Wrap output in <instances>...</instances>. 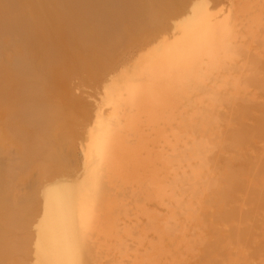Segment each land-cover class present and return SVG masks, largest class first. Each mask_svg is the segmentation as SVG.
Wrapping results in <instances>:
<instances>
[{
	"label": "bare ground",
	"instance_id": "bare-ground-1",
	"mask_svg": "<svg viewBox=\"0 0 264 264\" xmlns=\"http://www.w3.org/2000/svg\"><path fill=\"white\" fill-rule=\"evenodd\" d=\"M56 1L61 13L68 15L69 0ZM233 1L231 10L223 12L222 6L210 9L205 0H152V12L149 15L147 11L145 24L153 34L158 33L157 38H148L145 34L148 30L141 28L145 33L140 34L134 44L145 41V47L128 65L104 80L100 101L83 133L80 175H55L39 188L40 191L35 189L39 191L38 195L35 193L39 199L35 210H39L33 219L36 222L31 221L36 215L31 205L29 216L35 225L32 223L34 241L31 239L29 264H264V0ZM15 5L25 21L19 26L24 22L27 32L30 29L37 37L61 33L60 24L64 23L59 24L60 15L52 12L55 5L51 7L47 0H19V7ZM164 8L169 9L168 16L163 14ZM3 17L0 16L2 20ZM25 29L20 33L15 30L18 40H27L29 33ZM10 37L11 40L13 35ZM20 41L16 43L19 45ZM8 45L10 49L11 42ZM29 52L41 59L36 50ZM17 56L21 59L19 54ZM20 59L19 62L24 63L27 58L24 55ZM100 61L96 54L90 58L85 56L78 68L83 76L89 74L98 79L107 66L111 67L110 62L103 66ZM14 81L12 84L17 85ZM50 82L45 84L47 96L76 115L75 105L66 102L62 90H57L56 85L53 89ZM18 83V87L23 85L21 81ZM256 93L261 97L256 99ZM3 105L0 109L5 113L10 105L5 108ZM62 106L54 107L59 111ZM8 111L4 115L9 116ZM52 111L55 117L64 116L57 115L54 108ZM22 116L25 118L24 114ZM19 119L12 120L16 123L23 120ZM50 123L45 126L49 127ZM5 125H0V143L18 133L22 136L27 124H23L22 131L21 124L18 128L15 126L18 133L14 126L13 131L12 125L7 126L11 128L7 131H16L10 133L9 140L6 139L9 133L3 134ZM42 125H38L41 129L35 127L44 136ZM20 135L17 136L19 141ZM33 137L23 134V138L32 141L37 138ZM37 141L30 148L37 144L42 149L47 142L38 144ZM25 145L20 147L21 151L25 152L26 148L29 153L31 149L29 151V145ZM32 150L30 159L27 156L29 164L34 163L32 157L36 159L38 153ZM40 151L38 154L44 152ZM44 157L43 153L42 161ZM8 159V163L2 161L6 163H2L4 166L0 164V220H8L10 225L13 211H23L26 206H19L20 201L18 205L14 200L16 207L12 203L14 198L3 204L2 194L12 182L10 178L17 164L21 161L19 164L25 166L27 163L24 159L22 163L20 158L19 162ZM46 165L44 171L48 169ZM33 195L32 198H37ZM33 201L38 204L37 199ZM0 224L3 225L2 221ZM5 234L7 232L2 235ZM19 234L30 237L25 232ZM6 238L5 242L12 243V237ZM23 238L24 243L15 241L21 243L17 245L22 248L27 240ZM25 248L21 251H28ZM17 249L18 256L21 251ZM10 252L7 254L12 258ZM21 259L24 264L25 259Z\"/></svg>",
	"mask_w": 264,
	"mask_h": 264
},
{
	"label": "rangeland",
	"instance_id": "rangeland-1",
	"mask_svg": "<svg viewBox=\"0 0 264 264\" xmlns=\"http://www.w3.org/2000/svg\"><path fill=\"white\" fill-rule=\"evenodd\" d=\"M5 1L6 0H2V1L0 0V3L2 4V5L0 4V16L3 17V14L5 16V17H3V20H2V18H0V50L4 53L3 54L0 51V98H1L0 100L4 99L7 103H5L4 100L0 101L3 104L5 103L4 105L2 103H0V108L2 105L4 108H5V106L10 105V106L6 107L5 109L8 108L7 111L8 110L10 111V108H12L11 111L14 110V113L11 111L9 113V111H8L7 114H9V116L8 115L6 116L4 114L7 111L5 110L6 112L4 113L0 109V111L2 112V113H0L1 114L0 118L2 117V119H0V125H2L4 127V124H6L5 128H3L6 132L4 133V131H3V134L6 136V134L8 135V133H9V135L6 136L7 137L6 139H8V140L10 139L11 134H15V132L18 130V129H16V127L18 128L19 124H21L19 129H21L23 124H27V125H24V126H26V128L23 127L24 130L21 129V131L23 130L22 136L20 135L21 133H18V131H17L18 135H20V138L22 137V139H20V141L18 140L19 138L17 137L18 135L16 134L17 136L16 135H13V136L17 137V138H15V137L14 138L16 140H18V142H16V140L12 136L9 141H7V142L5 141V143L4 142L0 143V161H1L0 164L2 166H4L3 164H6V163H4L2 161H5V162L10 161L8 159L9 157L11 158V161L14 160L15 162H17V161L19 162V158H20L22 160V163H24V161H26L25 163H27V164H25V166L23 164L22 165L19 164L21 161L18 164L15 163V164H17L15 170L17 171V167L19 165L20 167H18V170L20 168L21 173H20V171L19 172L17 171L18 174L16 173L17 174L16 175L15 174L16 171H14V174L12 175L13 178L12 177L10 178V181H12V182H10L9 185L6 187V190H5L6 194H5V192H3V194H2L3 198L5 197L4 200H2V203L4 204L6 201L12 202L10 199L14 198L13 202H12L14 205L16 203L18 204V202L20 201L22 204L19 202L20 205L19 204L18 205L19 206L24 205V208L26 206V208L24 210H27V209L28 210H27V212H24V210L23 211L14 210L15 213L13 211V214H12L13 217L11 216L12 218L9 219V221H11L10 225L11 224L13 225V226L11 225L12 226L11 228H10V225L8 223V220L5 219L7 221V225H6V221L5 222L3 221L4 219L0 220V222L2 221V224L5 225V226H3L0 224V233H1L0 236H2V237H0V239H1L0 244L2 245V246L0 245V250H1L0 257H2V258H0V262L2 264L3 263L8 264L9 262L7 263V261L15 260V261L10 262V263L11 264H18V263L22 264L23 262H21V260H22L21 258L25 259V257H27L26 258L27 260L25 259L26 263L24 262V264H29V262L32 259V251H31V246L33 243L32 241H34V231H32V230H34L33 227H34L35 223H33V222L34 221L36 222V219L34 221H33V219L36 218L37 213H38L37 211L39 210V208L37 210H35V207L36 208H37V206L39 207V199L36 195H38L39 191L42 189V187L48 183V180L50 181L51 179H53L55 177V175L56 176L60 175V174H63V176H69V175L78 176V175H80L81 168H82V166H81V162H82L81 161V151L80 150H81V143L83 141V133L85 131L87 124L89 123L90 117L92 116L90 114L93 112V110L96 109L97 104L100 101L99 93L101 91V86H102L104 80H108L109 77L112 76L114 73H116L120 68H122L125 65H128L133 60V58L137 55L139 50L143 49V47H145L146 44L145 45L143 44L145 41H143V43L139 42L136 45L134 44L135 39H137V37L140 34L145 33L144 31L141 32V28H143V30L145 29V31L148 30L147 33H145V34L148 35V38H151V39H156L157 38L156 36L158 33L155 32L156 34L155 33L153 34V32L149 30L148 25H146L147 24L146 21L148 18V16H147L148 12H149V15L152 12V4H151L152 0H150V1L144 0L143 3H142L143 0H138V1H136V0H69V4H70L69 8L70 9H69L68 15L61 13V11L58 8V2L56 0H52L53 3H52V1L47 0V4H49L51 7H53V5H55V8L52 9V12L53 13L55 12L54 14L58 13V15H60L59 19H61V22H59V24L64 23L63 24L64 26L60 24V28L61 27L63 28L60 34L54 32V33L47 34V36H43V37H37V35L33 31H31L29 29V31L27 32V30L25 29V26H26V24L24 23L25 21H24L23 17L21 15H19L20 11H17V10H19V8L16 7L17 10H16V8H14L16 6L15 4H17V6L19 7V5H18L19 0H9V1L7 0L6 2ZM96 1H97V3H96ZM187 1H189V0H187ZM221 1H223V0H221ZM221 1L220 0H207V1L205 0V2L207 3V5L210 9L216 10V9H220V7L222 6L221 8H222L223 12H226L227 10H231L230 7H232L231 2L233 3L234 2L233 0H229L230 2L228 0H224L223 3H221ZM49 2H51V3H49ZM56 2H57V5L54 4ZM144 3L147 5V7ZM3 4L5 5V7ZM141 4H142V6H141ZM143 4L145 6H143ZM217 4H219V5H217ZM228 5H230V6H228ZM1 8H3L4 11L3 10L2 11L7 12V14L1 12ZM9 8L11 10H9ZM12 9H14V11ZM225 9H226V11H225ZM11 11H12V13H11ZM168 11H169V9L167 10V8H164L162 10V12L165 16H168L170 14V12L168 13ZM8 13L9 14L11 13V15H9ZM143 13L145 14V16H142V15H144ZM13 14L16 15V17L19 20L17 18L15 20L14 19L15 16ZM10 17H11V19H10ZM20 18H21V20H20ZM22 20L24 21L23 23L25 26L22 23L23 27L22 26L20 27L19 25L22 22ZM143 22H144V24H141ZM145 22H146V24H145ZM2 23H4V24H2ZM141 25H142V27H141ZM23 28L25 29L27 34L29 33V36H28V38L26 37L27 40H21L20 41L17 39V35H18L17 33L18 32L20 33V31H23V30H21ZM15 30H17L18 32ZM65 30H66V32H65ZM30 31H31V33H30ZM10 32L14 33L15 35L11 34ZM24 32H21V33H24ZM26 33H25V36H26ZM136 33H138V34L136 35ZM9 34H11V35H9ZM30 34H33V35L35 34L34 36L33 35L32 36L33 37L36 36L37 38L36 37L33 38ZM12 35L14 38L12 37V39H11L12 41H11L9 38H11L10 36H12ZM5 37L8 39V41H6ZM30 37H31V39H30ZM15 39L17 42L20 41L19 45H18V43H16ZM32 39H34V40H32ZM3 40L6 42V45H8V42H9V44L11 42L12 45H11L10 49H9L10 45H8L9 50L7 49L6 45H4L5 42ZM14 41H15V43H14ZM25 41H26V43H25ZM31 42H32V44H30ZM21 43H23V44H21ZM20 44L23 46L24 49H22V46ZM33 44L35 45V47ZM13 45L14 46L16 45L17 47L14 48ZM2 46H4V47L2 48ZM25 46H27V47H25ZM30 46L31 47L33 46V48H30ZM13 49H15V50H13ZM18 49H21V50H18ZM30 49L36 50L38 52V57L42 59L43 63H41V59L38 60L36 57L32 56V54L29 52ZM12 51H16V52L12 53ZM20 51L22 53H24L25 58H27V59H24V63H23V61L19 62L20 58L17 55L19 54L21 59L24 57V55L22 53H21L22 55L20 54ZM5 52L8 55H6ZM27 54H29V55H27ZM95 54L98 56V59L101 60L100 62L103 66H105V64H107L109 62H110L109 65L111 64V67L106 65L107 68L109 67V70H107V68H106L104 70V73L102 74V76L98 79L93 78L89 74H85L83 76L82 73L80 72L81 70L79 69V68H81L80 66L82 65L81 63L83 62L85 56L90 58V56H93V55L95 56ZM51 56L53 58H55V57L56 58L53 59V58H51ZM11 57L12 58L15 57V59H12ZM78 57H80V58H78ZM8 59H10V60L8 61ZM48 59H52V60H48ZM44 60H46V61H44ZM26 62H28V63H26ZM78 62L80 63V65ZM19 63H22L23 65H21V64L19 65ZM16 64H17V67L14 66ZM29 64L31 65V67ZM10 67H13V68H10ZM77 71H79V72H77ZM88 75L91 77H89ZM10 76L12 77L11 79L10 78L6 79L7 77H10ZM13 78H15L17 80V82L14 81L15 79L13 80ZM9 79L11 81H9ZM18 79L21 81V84H23V85L20 84L22 88L18 87V85H19L18 82H20ZM7 80L11 84L10 83L6 84ZM12 81L17 83V85L15 84L16 85L15 86L14 84H12L13 83ZM36 82H38V83H36ZM47 82H50L51 84L54 85L53 89H54V87L56 89V86H57L58 87L57 90H59V88H60V90H62L61 93H62L63 97L66 98V102L71 103L72 105H75L76 115L73 112H71V111L68 112L67 109H64V107L62 106L63 104H61V102H59L55 99H52V97L47 96V94L44 91L46 88V85L48 84ZM13 85L15 86V87H13V89L15 88L17 91L16 90L13 91V89H9V87H11ZM43 86H44V89H43ZM33 87H35L34 90L36 92L39 91L38 94H36V92L33 90ZM50 88H51V86H50ZM6 89H9V90H6ZM7 91H8V94H6ZM40 91H42V92L44 91V92L40 93ZM41 94H43V96ZM257 94L258 93H256V95ZM259 94L262 96V93L259 92ZM259 94L257 96H255V98L258 97ZM38 96H39V98H38ZM41 96H42L44 103L42 100H40ZM46 96L48 97V99L50 98V100H49L50 103L52 102L51 100H53L54 103H51V105H50V103L47 101L48 99ZM261 96H259V98ZM30 98H31V100H30ZM37 100H40L39 101L40 103ZM41 103L45 104L46 108L44 105L41 106L42 105ZM58 104L60 105V107L62 106L64 109L63 110L62 108L59 107L60 108L59 111L63 110L61 113H59V111L56 110L57 107H56V109L54 107V106H57ZM52 106H53L55 111H58L57 115L58 114L59 115L62 114V116L64 115L63 117L60 116L61 118L59 116H56V117H59L58 119H60V121L55 117V114L52 115L54 113V111H52L53 110ZM46 110H48V111L46 112V115H45L44 111H46ZM20 113H23L25 115V118L27 117V119H25L22 116L23 114H20ZM14 114H15V116H16V114L19 115V117L17 116L16 118H14L15 117ZM40 114L42 117H39ZM71 115H73V116L71 117ZM11 116H14V117L10 118ZM7 117H9L8 121H7ZM20 117L23 120H21ZM44 117H46L47 119ZM40 118L42 120H40ZM43 118L45 119V121L48 120L49 122H51L49 125L50 128H52L51 126H53L54 124L55 125H57V123H59V124L57 126H55L54 128H52L53 130L52 129L48 130L49 127L45 126V125L49 124V122L46 123ZM5 119H6V121H5ZM10 119L12 122L10 121ZM12 119H16V120L19 119V121L21 120L20 121L21 123L19 121H18L19 123H16ZM53 119L55 121H59V122L55 123V121ZM3 120L5 123L2 122ZM24 120H25V122H24ZM52 120H53V123H52ZM22 122H24V123H22ZM31 122H32V124H31ZM36 122H38V123L36 124ZM42 122H43V125L45 126V129H44L43 125L41 124ZM33 123H35V126L39 125L41 127V125H42V128L45 130L44 131L42 129V132L45 133L44 136H46V138L44 136H41V134H42L40 132L41 128L38 126L40 128V129L38 128L39 129V131H38L37 127H35V126L33 127V125H34ZM11 125H12V131H13V126L14 127L16 126L14 128V129H16V131H14V132L7 131V130L11 129V128H7V126L10 127ZM46 127H48V128L46 129ZM50 132L52 135L49 134ZM36 133L39 134L40 137ZM23 134H24V136H28V138L30 137V135H31V137L32 136H34V137L38 136V137L37 138L33 137L34 141H32V140H30L31 138L30 139L23 138ZM43 138H45V139H43ZM35 139H38L42 144H44L43 142H45V141L48 142V143L47 142L45 143L46 145L45 144H44V146L42 145V147L44 149L43 148L41 149L40 147H38L39 145H37V144H34V147H32V148H34V150H38L37 151L38 153L40 150L44 151V152L40 151V153L41 152L44 153L45 161H44V159L42 161V158H41V156L43 157V153L42 154L37 153L38 156L40 155L39 158H41V160L37 157L36 154H34V155H36V159L32 155L34 157V158L32 157V160H35V161H34V163L30 162V164H29L28 161H30L29 159L31 156L30 152L33 151L32 148H30V147L33 146V143H36L37 140H35ZM42 139H43V141H41ZM11 140L12 141L14 140L15 142L13 141L14 143L12 142V144H10ZM25 141L29 142V144L30 143L32 144V145L31 144L29 145V144H27V142L25 143L26 145H29V147L27 149H29V148L31 149V151L29 149V151H30L29 153H28V150H26V148H25V152L21 151L20 147H24L23 145H25V144H22V143H24ZM41 143L38 142V144H41ZM17 144L19 146H17ZM9 145H13V146L9 147ZM35 145H37V146L35 147ZM22 150H24V149L22 148ZM26 151L28 154L26 153ZM24 153H26L25 157H24ZM32 153H36V151L32 152ZM27 156H29V159ZM12 157H14V158H12ZM23 159H24V161H23ZM45 162L48 164V169L46 171H44V168L45 167L47 168V165ZM29 165L30 166L31 165H34V166L38 165V166L37 167L31 166V168H30ZM59 165H61L62 167ZM14 184H15V186H14ZM40 187H41V189H39ZM37 188L39 191L35 190ZM13 189H15V190H13ZM1 193H2V191H1ZM35 193H37V194L35 195ZM31 194L32 195L34 194L37 197V198H35L33 195V197L35 199H37L38 204L32 203V201L33 200L35 201V199L32 198ZM14 200H16L15 201L16 203H14ZM32 204H33L34 210L31 207ZM18 205L17 206L15 205V206L18 207ZM31 208H32V213L36 214L32 217L29 216V214L31 215ZM18 211H20L19 213H21L23 216L21 214L18 215L19 214ZM25 213L28 217L25 215ZM16 215H17V217L14 218V216H16ZM24 215L26 218H24ZM30 217L32 218L31 221H33V222L30 221ZM8 218H10V216ZM32 223L34 225H32ZM6 226H8V227H6ZM9 229H11V231ZM8 230L10 232H8ZM12 230H13V232H12ZM2 231L7 232V234L2 235L5 233V232L3 233ZM19 232L21 234H23L25 232L26 235H28L27 237L30 236L29 237L30 241L28 240L29 238H26L25 234L20 235ZM27 232H28V234H27ZM29 232L32 235H30ZM12 233H14V234H12ZM6 237H8V240H10L9 238L12 237V239H11L12 243H14L15 241L21 242L24 239L23 237H25L27 239V240L25 239L27 241V243L25 241L26 245H23V248H22V246L17 245V244L21 245V243H19V242H17V243L15 242L16 244H12L9 241L5 242V240H7ZM4 238H6V239H4ZM21 238H23V239L21 240ZM13 239H14V242H13ZM31 239H32V241H31ZM2 240H3V242H1ZM11 245H13L16 248H14L13 246H12V248H10ZM3 246H4V248H3ZM8 246H10V247H8ZM6 247H8V248H6ZM17 248H19L20 251L24 248L26 250L28 249V251L23 250V252L21 251V253H19V255L17 256L16 255V254H18ZM11 250L15 251V252L17 251V253L12 252ZM2 251H3V253H2ZM7 251H8V253L10 251L12 252V253L10 252L11 254H13L12 258L10 257L9 254H7ZM26 252L27 253L30 252L31 256H29L30 255L29 253L27 255ZM23 253L24 254L26 253V255H24ZM13 256H14V258H13ZM5 257H7V258H5ZM15 258H17V259H15ZM1 259L4 261H2ZM5 259H7L6 262H5ZM22 261H24V260H22Z\"/></svg>",
	"mask_w": 264,
	"mask_h": 264
}]
</instances>
